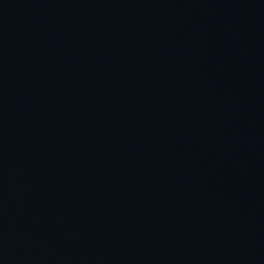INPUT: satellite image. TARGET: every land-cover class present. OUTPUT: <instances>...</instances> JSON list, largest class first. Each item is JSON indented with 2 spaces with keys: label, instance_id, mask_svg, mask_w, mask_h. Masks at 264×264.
Wrapping results in <instances>:
<instances>
[{
  "label": "water",
  "instance_id": "95a60500",
  "mask_svg": "<svg viewBox=\"0 0 264 264\" xmlns=\"http://www.w3.org/2000/svg\"><path fill=\"white\" fill-rule=\"evenodd\" d=\"M0 264H264V0H0Z\"/></svg>",
  "mask_w": 264,
  "mask_h": 264
}]
</instances>
